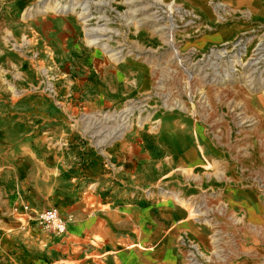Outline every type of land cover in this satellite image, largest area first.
<instances>
[{
	"label": "rangeland",
	"instance_id": "1",
	"mask_svg": "<svg viewBox=\"0 0 264 264\" xmlns=\"http://www.w3.org/2000/svg\"><path fill=\"white\" fill-rule=\"evenodd\" d=\"M238 1L0 0V47L6 50L1 54L0 48V89L7 87L9 94L0 92V264H32L13 253L17 248L7 237L24 229L39 230L35 216L18 217L15 212L27 196L22 184L26 155L52 144L70 146L69 139L38 141L45 131L54 134V124L38 125L42 118L36 114L28 118L33 122L19 124L20 110L11 106L39 94L60 105L55 69L41 63L37 85L20 83L27 68L23 59L37 58V53L32 51L31 38L20 35L18 27L21 22L51 17L76 23L87 54L147 66L144 83L149 88L110 110L85 108L79 97H72L76 109L68 111V121L79 143L89 145L105 165L110 140L129 130L146 128L156 133L165 120L190 122L200 152L198 163L179 167L178 173L156 184L173 191L179 201L187 199L183 206L190 211V220L207 238L206 249L189 239V264H238L248 259L264 264L260 253L264 250V60L254 55L264 46V9L257 16L235 4ZM251 1L264 6V0ZM97 28L102 35L91 34ZM99 37L102 41L94 44L92 40ZM130 107L133 111L126 116ZM124 117L129 119L126 128L106 138L109 131L122 127ZM106 167L116 171L111 164ZM169 177L178 188L169 187L167 181L173 182ZM177 189L184 191L185 198ZM244 207L251 208V214Z\"/></svg>",
	"mask_w": 264,
	"mask_h": 264
},
{
	"label": "crops",
	"instance_id": "2",
	"mask_svg": "<svg viewBox=\"0 0 264 264\" xmlns=\"http://www.w3.org/2000/svg\"><path fill=\"white\" fill-rule=\"evenodd\" d=\"M256 2L239 0L235 4L258 16L264 6ZM204 13L211 16L208 9ZM20 24L18 33L31 38L32 51L37 53V58L23 59L27 68L21 75V86L37 85L41 63L55 69L60 105L42 94L8 104L20 110L19 124L33 122L28 119L33 114L42 118L38 125L54 124V134L45 131L38 141L69 139L70 146L52 144L26 155L22 184L27 192L23 205L28 209L19 212L20 207H15L18 217H36L51 206L58 207L65 217V233L47 235L36 223L41 233L24 229L18 236L7 234L17 248L13 253L32 264H189V239L203 249L208 243L183 206L187 199L174 197L177 203L145 192L153 191L179 167L198 163L200 152L194 145L190 122L165 120L156 133L146 128L129 130L110 140L109 163L103 165L89 145L79 143L76 129L68 121V111L76 109L72 97H79L85 108L110 110L149 88L144 83L147 66L133 60L113 63L95 52L87 54L77 36L78 27L70 19L51 17ZM0 48L1 54H6L5 48ZM6 89L0 92L8 94ZM110 164L116 168L113 173L106 167ZM169 179L173 180L167 181L169 187L178 185L173 177ZM178 191L185 198L184 191ZM228 200L235 206L232 199ZM250 209L244 207V212L251 214ZM238 264L253 263L248 259Z\"/></svg>",
	"mask_w": 264,
	"mask_h": 264
},
{
	"label": "built area",
	"instance_id": "3",
	"mask_svg": "<svg viewBox=\"0 0 264 264\" xmlns=\"http://www.w3.org/2000/svg\"><path fill=\"white\" fill-rule=\"evenodd\" d=\"M264 45V43H262ZM262 55L264 60V46H259L257 48V51L254 55ZM121 56H117L119 58ZM117 116V115H116ZM106 119V118H105ZM115 119V117H114ZM103 120V119H102ZM128 127V125H127ZM147 196H151V194H154L156 196L162 197L165 195L167 198L174 199L173 191L167 188L163 187H157L153 191H147L145 192ZM175 202H177L174 199ZM178 203V202H177ZM25 209H28V206L25 205ZM64 214L61 212V210L56 206L49 207L46 211L41 213L40 215L34 217V220L38 224V226L47 234V235H54V234H62L66 231V221ZM197 258V257H195ZM195 263V259L193 260Z\"/></svg>",
	"mask_w": 264,
	"mask_h": 264
},
{
	"label": "bare ground",
	"instance_id": "4",
	"mask_svg": "<svg viewBox=\"0 0 264 264\" xmlns=\"http://www.w3.org/2000/svg\"><path fill=\"white\" fill-rule=\"evenodd\" d=\"M88 8V4L87 3H85L84 4V7H83V9H87ZM57 9H59V8H57ZM67 9L68 8H66V10H65V8H64V10L63 11H67ZM93 31H95V32H93ZM93 33H91V34H97V35H99V34H101L102 35V33H101V28H97V29H93ZM90 33V32H89ZM93 42H94V44H98V43H100L101 41H102V38L101 37H99V38H96V39H94V40H92ZM126 116H130V112L132 113V111H133V108L132 107H130V108H127L126 109ZM123 115H125V114H121V115H118L119 117H121L122 116V118H123ZM119 120H121V119H119ZM121 121H123V124H121L122 125V127H118V128H116V129H114V130H111V131H109V133H107L106 134V136H112V135H117L118 133H121V131H123L125 128H126V124H128L127 122L129 121V119H127V118H125L124 117V119L123 120H121ZM117 127V126H116ZM22 211V212H24L25 211V206L24 205H21L20 206V209H19V211Z\"/></svg>",
	"mask_w": 264,
	"mask_h": 264
}]
</instances>
